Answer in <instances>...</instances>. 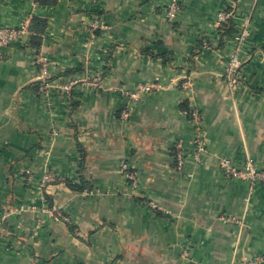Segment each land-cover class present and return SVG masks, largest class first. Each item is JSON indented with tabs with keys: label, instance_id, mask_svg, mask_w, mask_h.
Instances as JSON below:
<instances>
[{
	"label": "crops",
	"instance_id": "obj_1",
	"mask_svg": "<svg viewBox=\"0 0 264 264\" xmlns=\"http://www.w3.org/2000/svg\"><path fill=\"white\" fill-rule=\"evenodd\" d=\"M54 1L0 0V29L25 24L0 44V264H264V184L220 167H264V0H179L171 21V0ZM38 60L79 83L42 96Z\"/></svg>",
	"mask_w": 264,
	"mask_h": 264
},
{
	"label": "built area",
	"instance_id": "obj_2",
	"mask_svg": "<svg viewBox=\"0 0 264 264\" xmlns=\"http://www.w3.org/2000/svg\"><path fill=\"white\" fill-rule=\"evenodd\" d=\"M178 5H179V0H171V2L165 6L164 13L168 18V20L171 21L175 19L176 13L178 11ZM231 16H232L231 12H226L224 10L219 12L217 14L216 27L219 29L225 24H227L230 21ZM101 29L102 26L100 24V21L94 20V22L91 24L90 38L94 39L95 38L94 32ZM24 31H25V24H19V26L16 27H10V28L5 27L0 29V44L7 45L9 42L20 37ZM247 35H248V27L242 24L240 28V34L236 38L237 44L242 43L243 39ZM38 65H39L38 79L41 82L40 92L41 95L44 97H48L49 92L51 90L53 91L61 90L64 93H69L72 87L79 83V81H72L68 83H61L59 81H47L46 76L49 71V67H50L49 64L44 60H38ZM242 66H243V62L239 57L238 50L235 49L233 52L229 54L228 61L225 65L224 73H223L225 82L227 83V86L231 90H238L243 85L241 79ZM98 80L99 78L95 77L88 81L86 80L85 82H83V84L90 87H96L95 83L98 82ZM154 89H156V86L152 84H146L141 86L136 93L130 94V97L133 100L139 99L144 94H147ZM124 117H127V114H125ZM190 118H191V123L193 125L195 126L200 125V116L196 110H192V112L190 113ZM194 143L197 149H196V153H193L191 156H187V154L183 152L180 146H177L175 148L174 159L176 163V168L178 170H182L185 164L191 159H194L197 162L202 160V158H200V154L204 152V144L202 138L200 137L195 138ZM220 167L223 169L226 175L232 178L250 181V184L252 186L256 184H264V167L257 168L252 160H247L243 168L238 169L237 167L233 166L230 159L226 157H222L220 158ZM122 169H125L124 165L122 166ZM52 181H54V179L53 176H51L50 174H46V176H44L43 178L44 183L46 182L49 183ZM54 219L67 221V219L64 216L58 214L57 212Z\"/></svg>",
	"mask_w": 264,
	"mask_h": 264
},
{
	"label": "trees",
	"instance_id": "obj_3",
	"mask_svg": "<svg viewBox=\"0 0 264 264\" xmlns=\"http://www.w3.org/2000/svg\"><path fill=\"white\" fill-rule=\"evenodd\" d=\"M37 2L40 4V5H53V4H55V2L56 1H54V0H37ZM36 23V24H35ZM33 24H35V25H33ZM38 24H39V21L37 20V19H33L32 20V22H31V24H30V26H29V30L30 31H32V32H39V30L40 31H42V28H43V26H44V24H43V22H41L40 23V27H38ZM41 28V29H40ZM33 39H35V38H33ZM32 45H34V46H38V44L36 43V41L35 40H32ZM70 185V188H72V189H77V190H81V188H78V187H76V185H72V184H69Z\"/></svg>",
	"mask_w": 264,
	"mask_h": 264
},
{
	"label": "rangeland",
	"instance_id": "obj_4",
	"mask_svg": "<svg viewBox=\"0 0 264 264\" xmlns=\"http://www.w3.org/2000/svg\"><path fill=\"white\" fill-rule=\"evenodd\" d=\"M228 88V92L230 93V94H235V91L236 90H231L229 87H227ZM247 160H252L251 158H247ZM253 161V160H252Z\"/></svg>",
	"mask_w": 264,
	"mask_h": 264
}]
</instances>
